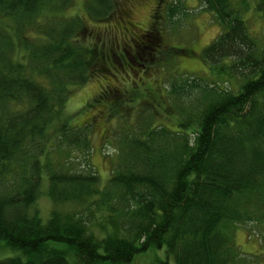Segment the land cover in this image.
<instances>
[{
	"label": "trees",
	"instance_id": "trees-1",
	"mask_svg": "<svg viewBox=\"0 0 264 264\" xmlns=\"http://www.w3.org/2000/svg\"><path fill=\"white\" fill-rule=\"evenodd\" d=\"M73 1L0 0V246L15 252L0 264H127L150 247H165L161 264H245L236 228L255 224L264 241V47L240 13L246 2L200 0L221 27L200 54L214 78L166 87L175 129L153 113L130 126L119 114L126 124L111 134L118 150L103 182L88 159L92 124H72L69 96L94 75L117 76L93 100L112 99L116 114L147 90L118 83L129 51L80 13L65 17ZM116 1L83 6L98 22ZM255 9L264 18V0ZM148 32L144 48H128L139 60L161 43L155 23Z\"/></svg>",
	"mask_w": 264,
	"mask_h": 264
},
{
	"label": "rangeland",
	"instance_id": "rangeland-1",
	"mask_svg": "<svg viewBox=\"0 0 264 264\" xmlns=\"http://www.w3.org/2000/svg\"><path fill=\"white\" fill-rule=\"evenodd\" d=\"M232 1L238 3L240 0ZM244 1L246 6L240 8V13L247 23L249 32L257 39L258 44L264 47V18L255 9V0ZM83 5V0H74L63 15L70 17L80 13L88 28L109 32L111 37L116 36L120 45L131 55L128 64L117 68L118 83L121 86L122 84L128 86L131 83L136 90H147L146 96H140L146 97V100L137 97L139 99L130 103L123 101L116 114L110 104L113 102L112 99H108L109 102L106 100L101 102V99L93 100L104 84H116L113 77L117 80V76L103 80L94 75L83 87L75 89L69 96L66 112L73 115L72 124L75 126L92 124L90 135L93 144L88 159L96 167L101 180L106 182L113 169L118 150L117 146L112 148L113 146L110 145L111 134L116 132L118 126L126 124L119 114H124L130 126L137 122L138 115L147 116V113H153L155 118L153 124L165 121L169 127L175 129L172 118L174 110L167 107L166 87L169 88L176 79L179 81L180 78L184 79L189 75L200 76L205 81L214 78L202 62L200 54L219 34L221 27L212 15L202 8L200 0H118L116 14L98 22L85 11ZM171 7L176 9L172 15L169 11ZM150 23H155L158 27L161 43L159 46L153 43L152 49L146 51L149 55L144 56L146 57H143L144 60H139L128 48L135 45L144 48L143 44L149 41L147 34L150 32L145 33V31ZM229 84L236 89L238 80L232 79ZM147 100L152 104L146 106ZM74 157H77L76 167L80 171L88 168L82 153H76ZM37 206L43 217H47L54 207L45 194L40 197ZM71 207L72 205L69 204L58 208ZM235 243L243 254V263L264 264V241L258 226L244 224L237 227ZM13 255H15L14 251L0 246V259ZM166 259L165 247L161 249L150 247L137 253L127 264H161L160 262ZM170 264L174 262L171 261Z\"/></svg>",
	"mask_w": 264,
	"mask_h": 264
}]
</instances>
